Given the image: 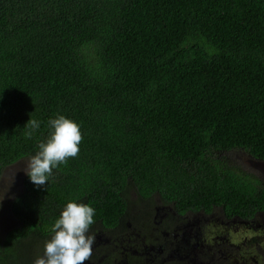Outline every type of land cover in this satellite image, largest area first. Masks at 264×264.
Returning <instances> with one entry per match:
<instances>
[{"label": "trees", "instance_id": "1", "mask_svg": "<svg viewBox=\"0 0 264 264\" xmlns=\"http://www.w3.org/2000/svg\"><path fill=\"white\" fill-rule=\"evenodd\" d=\"M61 115L79 153L44 186L25 175L0 264H33L72 201L95 209L90 228L154 197L264 209V180L217 156L264 160V0H0V181Z\"/></svg>", "mask_w": 264, "mask_h": 264}, {"label": "flooded vegetation", "instance_id": "2", "mask_svg": "<svg viewBox=\"0 0 264 264\" xmlns=\"http://www.w3.org/2000/svg\"><path fill=\"white\" fill-rule=\"evenodd\" d=\"M222 153L253 158L244 151ZM235 164L264 180L261 170L251 171L240 159ZM124 222L89 228L94 244L85 264H264V209L229 215L218 205L185 209L154 197L133 204Z\"/></svg>", "mask_w": 264, "mask_h": 264}, {"label": "clouds", "instance_id": "3", "mask_svg": "<svg viewBox=\"0 0 264 264\" xmlns=\"http://www.w3.org/2000/svg\"><path fill=\"white\" fill-rule=\"evenodd\" d=\"M53 131L47 142H41L39 151L29 161L26 174L38 188L46 185L53 169L68 158L79 153L82 140L80 126L73 120L61 115L49 121ZM25 127L31 129L26 133L31 138L39 122L30 119ZM95 209L87 204L68 202L52 227V237L44 245L43 255L37 257L33 264H85L92 256L94 237L88 235L94 221Z\"/></svg>", "mask_w": 264, "mask_h": 264}, {"label": "rangeland", "instance_id": "4", "mask_svg": "<svg viewBox=\"0 0 264 264\" xmlns=\"http://www.w3.org/2000/svg\"><path fill=\"white\" fill-rule=\"evenodd\" d=\"M230 155H231V157L225 156L224 153H219L217 156L219 158H222V159L227 158L229 161V164L230 163L235 164L238 162V159H240V162L245 164V167H248L251 169V171L254 170L256 172L261 170V174L264 176V160H257L255 158H251V157L245 156V155H242L245 157L244 159H242L241 158L242 156H238V155L232 156V153ZM28 161H29V159L25 160V161H21L17 164H14L12 167L8 168L5 171L3 177L0 181V234H2V235H4V233L7 232V230L9 228L14 227L16 225L15 221L12 217L11 211H10V202H11L12 197L22 187L23 179L26 175L25 169L27 168ZM247 164L255 165L254 169ZM236 165H238V164H236ZM232 230H235V228L232 227ZM262 242H264V241H262ZM252 245L253 244L250 243L251 247H252Z\"/></svg>", "mask_w": 264, "mask_h": 264}]
</instances>
